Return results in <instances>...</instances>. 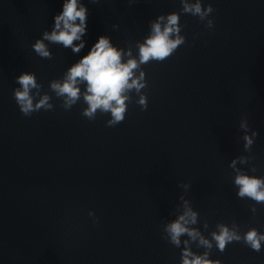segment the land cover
<instances>
[{
  "label": "clouds",
  "instance_id": "1",
  "mask_svg": "<svg viewBox=\"0 0 264 264\" xmlns=\"http://www.w3.org/2000/svg\"><path fill=\"white\" fill-rule=\"evenodd\" d=\"M93 3L97 0H92ZM181 12L198 17L201 22H206L207 28H212L213 20L210 14L215 10L209 3L206 7L202 0H180ZM88 8L81 0H64L62 11L54 16V25L51 31H44L41 39H37L32 45L34 53L46 59L52 58L48 44H60L64 48H70L73 53H80L85 47L83 37L87 32ZM150 32L143 42L137 41L133 49H127L114 45L107 35H101L92 45L90 51L73 63L60 79H53L49 88L55 97L62 101L61 107L70 110L73 105L81 100L87 105L82 115L89 120L96 119L97 114L108 115L107 126L114 127L124 121L129 103L132 102L133 93L138 96L136 103L146 110L148 106L147 95L142 92L147 82L143 65L152 61L162 62L171 57L175 51L185 43V36L181 34L183 25L180 24V13L171 12L167 15H159L149 21ZM118 27L113 25V28ZM79 43H76V42ZM18 87L14 89V99L19 111L24 117H30L34 112L54 109L51 102L52 96L47 92L42 94V85L37 81L35 73L24 72L15 79ZM83 86V90L82 87ZM240 128L244 130L245 151H250L256 131L248 134L249 125L246 117H242ZM253 157L239 156L233 159L229 165L235 173L234 185L238 188L237 196L241 199L248 198L256 203H264V177L249 175L237 164H248ZM252 172L256 171L253 166ZM188 189V184H183ZM183 212L174 220L163 225L164 238L172 245L179 248L183 243L180 264H221L219 259L209 258L210 252L215 247L223 252L226 246L232 242H243L252 250L259 252L264 242V233L255 227L249 228L241 234L239 226L233 223L231 226L218 223L216 230L210 233V239L199 228L194 227L198 223V212L193 210L190 202L183 196ZM252 211L256 209L253 206ZM92 215V213H89ZM207 230V222L203 225ZM188 239L181 240L182 236ZM196 243L198 248H204L202 254L192 251L191 245Z\"/></svg>",
  "mask_w": 264,
  "mask_h": 264
}]
</instances>
